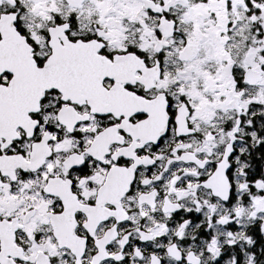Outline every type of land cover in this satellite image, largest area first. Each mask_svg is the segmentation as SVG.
Returning <instances> with one entry per match:
<instances>
[{"label": "snow or ice", "instance_id": "6c2138e0", "mask_svg": "<svg viewBox=\"0 0 264 264\" xmlns=\"http://www.w3.org/2000/svg\"><path fill=\"white\" fill-rule=\"evenodd\" d=\"M0 264H264V0H0Z\"/></svg>", "mask_w": 264, "mask_h": 264}]
</instances>
